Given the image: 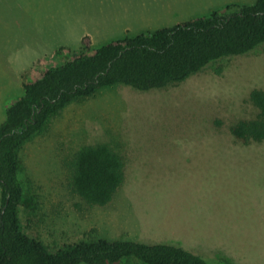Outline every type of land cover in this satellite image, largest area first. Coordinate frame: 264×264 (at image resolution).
<instances>
[{
	"label": "rangeland",
	"instance_id": "1",
	"mask_svg": "<svg viewBox=\"0 0 264 264\" xmlns=\"http://www.w3.org/2000/svg\"><path fill=\"white\" fill-rule=\"evenodd\" d=\"M255 1L0 0V124L24 83L70 60L86 37L95 49ZM254 89H264V44L165 87L117 84L69 103L19 149L25 231L53 249L104 237L264 264V140L233 133L259 112ZM98 142L125 161L124 182L105 205L71 184L77 152Z\"/></svg>",
	"mask_w": 264,
	"mask_h": 264
},
{
	"label": "trees",
	"instance_id": "2",
	"mask_svg": "<svg viewBox=\"0 0 264 264\" xmlns=\"http://www.w3.org/2000/svg\"><path fill=\"white\" fill-rule=\"evenodd\" d=\"M83 48L24 83L0 124V264H235L210 262L168 243L104 237L67 242L57 249L31 236L21 219L24 200L19 149L41 133L51 117L76 99L101 88L127 84L139 90L168 86L212 62L248 53L264 44V0L230 3L210 14L156 30ZM256 117L242 119L233 133L244 141L264 140V89H254ZM75 193L92 205L109 203L125 179L124 157L107 142L83 146L70 164Z\"/></svg>",
	"mask_w": 264,
	"mask_h": 264
}]
</instances>
